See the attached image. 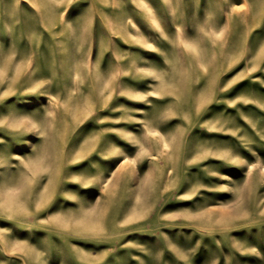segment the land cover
Wrapping results in <instances>:
<instances>
[{"label":"rangeland","instance_id":"374dc122","mask_svg":"<svg viewBox=\"0 0 264 264\" xmlns=\"http://www.w3.org/2000/svg\"><path fill=\"white\" fill-rule=\"evenodd\" d=\"M0 264H264V0H0Z\"/></svg>","mask_w":264,"mask_h":264}]
</instances>
